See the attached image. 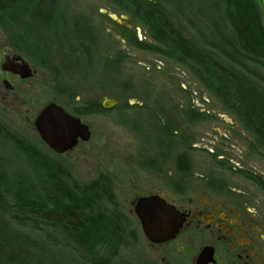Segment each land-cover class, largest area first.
I'll return each instance as SVG.
<instances>
[{
  "label": "rangeland",
  "instance_id": "1",
  "mask_svg": "<svg viewBox=\"0 0 264 264\" xmlns=\"http://www.w3.org/2000/svg\"><path fill=\"white\" fill-rule=\"evenodd\" d=\"M41 1L24 0L21 12L12 8L10 16L5 14L0 20V63L4 55L17 53L37 72L19 85L17 102L0 96V120L15 141L21 139L17 152L23 159L22 172L13 177L19 188L25 187L19 181L39 180L49 162L56 163L69 184L107 180L119 209L128 211L132 198L140 192L169 187V179L178 176L174 173V157L184 152L188 176L223 180L249 193L264 211V150L185 63L169 57L167 50L150 37L147 25L108 0H50V17L45 24L37 25L28 17L29 7L25 6ZM215 5L214 9L210 4L207 19L220 22L219 33L227 35L230 30L222 7ZM156 6L163 9V23L186 30L188 41L201 48H208L220 37L205 31L203 20L197 23L199 34L193 35L184 16L168 3ZM58 42L66 54L77 59L76 70L68 69L72 74L59 71L53 62ZM214 59L221 62L222 56ZM247 64L253 73L249 80L256 82V77H264L263 66ZM104 101L116 103L104 109ZM49 102L77 113L83 106L96 105L101 110L80 116L91 135L68 155L51 151L34 130L36 114ZM29 147L43 154L41 166L27 165ZM31 167L34 173L36 169L41 171L36 170L35 176ZM130 218H126V224L136 231L128 233L131 238L123 244H117L119 259L114 264L129 258L137 264H151L154 254ZM35 222H41L40 217L32 224L13 221L12 228L27 234L39 246L51 248L49 253L59 256L60 264H72L75 257L70 246L60 244H74L72 240L64 241L54 232L49 240L53 242H46L45 234L52 233L51 228ZM101 256L104 259L106 251Z\"/></svg>",
  "mask_w": 264,
  "mask_h": 264
},
{
  "label": "trees",
  "instance_id": "2",
  "mask_svg": "<svg viewBox=\"0 0 264 264\" xmlns=\"http://www.w3.org/2000/svg\"><path fill=\"white\" fill-rule=\"evenodd\" d=\"M108 1L147 25L150 37L167 50L169 57L185 63L221 104L243 122L264 150V77H256V82L249 80L253 73L247 64L264 67V15L258 0ZM22 2L24 0H0V20L5 18V14L9 17L8 11L12 8L21 12ZM160 2L168 3L180 16H184L186 26L193 35L199 34L197 23L203 20L204 30L215 38L220 34V22L210 21L207 19L209 14H206L210 4L214 5V9L218 4L222 7L230 33L220 34L216 42L208 44V48H201L188 41L186 30L163 23L160 13L163 9L156 6ZM50 3V0L48 3L42 0L41 3L26 4L25 7H29L28 17L37 25L45 24L50 17ZM193 17L197 18L196 22H193ZM77 32H81L80 29ZM54 50L56 67L59 71L72 74L78 66L75 55L66 54L60 42L56 43ZM219 54L221 62L214 59ZM100 111L96 105L80 110L82 114ZM20 143L21 139L15 141L0 120V264L61 263L59 256L49 253L51 248L48 250L46 246H39L27 234L12 228L13 221L32 224L34 218L39 217V223L52 231L45 234L46 242H53L49 240L54 232L61 235L64 241H67L65 238L72 240L74 244L60 242L70 246L75 257L72 264H114L119 259L117 244L123 242L125 234L119 228L121 223H117L121 212L111 183L98 178L86 184H69L62 175L61 166L49 162L43 175L37 178L40 181L21 180L18 183L25 187L19 188L13 177L16 172H22L23 159L17 152L21 149ZM29 148L26 149V163L37 167L42 163L43 154H38L39 151L33 147ZM39 223L35 222V225ZM103 251H106L107 262L102 259ZM121 262L129 264L126 260Z\"/></svg>",
  "mask_w": 264,
  "mask_h": 264
},
{
  "label": "flooded vegetation",
  "instance_id": "3",
  "mask_svg": "<svg viewBox=\"0 0 264 264\" xmlns=\"http://www.w3.org/2000/svg\"><path fill=\"white\" fill-rule=\"evenodd\" d=\"M6 57L17 66L27 64L31 71L30 77L21 78L19 74L3 70V62L0 63V96L14 103L18 99L19 85L25 84L37 72L20 54L8 53L3 61ZM61 107L69 115L77 117L90 131L89 125L80 117L87 114L72 113ZM83 142L86 141L78 139L74 147L59 155L76 151ZM189 171L186 154L179 152L174 157V173L178 176L168 178L169 187L166 190L157 187L140 192L132 198L128 211L119 209L121 216L117 217V223H121L119 228L125 234L123 242L131 238L128 233L136 231L133 227L129 229L126 218L132 217L137 230L143 234L136 213L138 201L156 197L169 207L161 209L166 214L163 219L165 226L181 225L171 239L162 242H151L143 234L149 250L154 254L151 264H264V211L253 197L223 180L203 175L188 176ZM126 261L137 264L131 258Z\"/></svg>",
  "mask_w": 264,
  "mask_h": 264
},
{
  "label": "water",
  "instance_id": "4",
  "mask_svg": "<svg viewBox=\"0 0 264 264\" xmlns=\"http://www.w3.org/2000/svg\"><path fill=\"white\" fill-rule=\"evenodd\" d=\"M260 2L264 15V0ZM110 18L119 21L114 15ZM5 71L19 74L21 78L31 76L27 64L17 66L9 58H5L1 65ZM115 101H104L102 106L105 109L112 107ZM34 129L42 142L53 152L62 154L77 144L78 139L87 141L90 138V131L77 117L69 115L61 106L55 103H48L37 114L34 119ZM169 209L161 200L156 197L141 198L136 207V213L141 221V227L145 237L151 242H162L173 237L180 227V223L173 226H165L163 219L166 214L161 210Z\"/></svg>",
  "mask_w": 264,
  "mask_h": 264
}]
</instances>
